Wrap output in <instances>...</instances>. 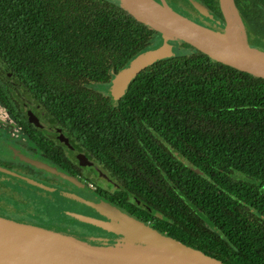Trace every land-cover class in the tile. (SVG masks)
<instances>
[{
    "label": "trees",
    "instance_id": "1",
    "mask_svg": "<svg viewBox=\"0 0 264 264\" xmlns=\"http://www.w3.org/2000/svg\"><path fill=\"white\" fill-rule=\"evenodd\" d=\"M164 1L198 23L188 0ZM199 1L207 20L224 23L218 0ZM233 3L247 45L264 51V0ZM161 43L117 0H0V75L109 172L118 189L100 199L223 264H264V80L179 42L115 101L106 89L114 75ZM7 92L1 85L0 99L23 124ZM31 135L69 167L60 147ZM19 191L0 189L1 216L87 239L51 200Z\"/></svg>",
    "mask_w": 264,
    "mask_h": 264
},
{
    "label": "water",
    "instance_id": "2",
    "mask_svg": "<svg viewBox=\"0 0 264 264\" xmlns=\"http://www.w3.org/2000/svg\"><path fill=\"white\" fill-rule=\"evenodd\" d=\"M150 1L153 6L142 0H117L120 7L137 22L160 34L162 43L157 48L139 54L114 75L109 92L115 101L127 92L129 83L141 71L159 60L173 57L179 42L188 44L211 60L264 80V51L247 45L245 30L233 0H228L230 4L226 12L223 0H218L224 22L223 32L206 28L178 12L176 17L164 13L161 10V3L167 5L164 0H160V3ZM191 5L197 12L207 16L204 6L198 2ZM233 25L238 31L235 39L229 34V28ZM30 121L36 124V119ZM58 138L68 145L67 139L62 135ZM15 154L37 169L58 175L76 186L80 185L71 176L25 158L17 151ZM77 159L81 166L88 164L87 158L82 154L77 155ZM7 173L17 177L14 173ZM19 179L34 184L32 180L23 177ZM83 202L105 216L107 221L80 215L79 220L119 235L120 238L114 244L89 243L63 232L21 223L0 215V264H223L148 224L121 213L107 202Z\"/></svg>",
    "mask_w": 264,
    "mask_h": 264
},
{
    "label": "flooded vegetation",
    "instance_id": "3",
    "mask_svg": "<svg viewBox=\"0 0 264 264\" xmlns=\"http://www.w3.org/2000/svg\"><path fill=\"white\" fill-rule=\"evenodd\" d=\"M196 2L204 6V4H202L199 0H196ZM182 9H185V7H182ZM188 12L189 16L193 17L194 14H192L191 11ZM1 85L7 88V93L14 101L17 109L21 112L23 124H20L15 120L11 111L8 109L6 104L3 103V100L0 99V139H5L2 140V146H0V189H19V193L25 192V199H27L26 197L29 195L28 191H34L31 187H36L41 190L47 188L48 190L46 191L49 193V196L58 197L60 192L63 194L71 193L72 195L83 198L84 201L94 202L95 198H98L100 201L106 202L104 199H100V191L102 190L113 193L118 189L117 183L111 177L109 172L103 166L95 164L94 161H91L83 152L77 151L70 144L69 138L64 134L62 129L59 126L52 124L49 116L47 117L45 114L44 107L37 102L27 88L25 87L24 89L9 72L0 75V87ZM22 93L25 94V96H23ZM24 98L25 100H23ZM31 119H36V124L31 122ZM32 130L35 133H40L50 144L58 146L63 150L67 160L71 163L68 168H62L61 166L56 165V163L50 159V157H48L43 150L37 147L32 139ZM60 135L67 139L68 145L59 140L58 137ZM14 151L15 153L17 151L18 154H21L25 158L43 163L56 169L58 172H62L65 175L75 178L80 185L76 186L71 182L62 179L58 175L47 173L44 170L35 168L33 165L20 160ZM79 154L84 155L90 165H79V161L77 159V155ZM85 168L90 169V175L93 176L96 174L106 183V185H98L90 182L88 178L91 176L89 174H85ZM1 169L16 174L18 178L12 177L7 172H2ZM20 177L30 181L32 180L34 184L27 183V181L19 179ZM46 184H48V186H46ZM85 187H91L92 190ZM33 195L36 196V198L39 197L40 199L39 194L36 192H34ZM32 199H35V197H32ZM137 204L140 205L139 203ZM80 208H82L81 211L83 214H88L94 218L102 219L101 215L95 212L92 207L81 203ZM117 209L125 212L120 208ZM76 229L80 232V229ZM86 238L87 239L82 240L96 242L94 241L95 237L90 238L87 236ZM104 241L105 240H99L96 243L109 244V242Z\"/></svg>",
    "mask_w": 264,
    "mask_h": 264
},
{
    "label": "rangeland",
    "instance_id": "4",
    "mask_svg": "<svg viewBox=\"0 0 264 264\" xmlns=\"http://www.w3.org/2000/svg\"><path fill=\"white\" fill-rule=\"evenodd\" d=\"M157 2L160 3L161 1L158 0ZM188 2H190L191 4L192 3H196L197 4L196 0H188ZM195 12H196V14H194L193 17L195 18V20L198 21V23L200 25H202V26H204L206 28H210L212 30L218 31V32H223V29H224L223 28L224 25H222L223 23L222 24L221 23L217 24V23H214V22L209 21V20L206 19V17L211 18V14L208 13L207 16H204V15L200 14L197 11H195ZM161 40H162V37H161ZM176 47H177V44H176ZM106 89H107V91H109V87H107ZM23 96H25V94H23ZM23 100H25V98ZM2 140H5V139L4 138L0 139V146H2ZM84 171H85V174H89L90 175V169L85 168ZM90 176L91 177L88 178V179L93 184L106 185V183L102 179H100L96 174H94L93 176L92 175H90ZM46 186H48V184H46ZM31 188H33L32 190H34V191L30 190L31 192H33V193L36 192L40 196V199H39V197L34 199L35 203L42 204V206H43L45 204V202H46L45 200H51L53 202V204H51V205H52V207L54 208L55 211H63L64 212L65 216H63L62 219L65 220L66 222L70 223L74 228L80 229V232L85 234L86 237L87 236L90 237V238H94L95 237L94 241H96V242L99 241V240L100 241L101 240H105L104 242H109V244H107V245L114 244L116 242V240H118L120 238L119 235H117V234H115L113 232H110V231H106V230H102V229H98V228H96V229H98L100 231L93 230L92 229L94 227L93 225L81 222L79 220V218H78L79 215L80 216H84L86 218L97 219V218H94V217H92V216H90L88 214H83V212L81 211L82 208H80L81 203L87 205L86 203L83 202L84 201L83 198H81L79 196L77 197L75 195H72L71 193L63 194L61 192L58 194V197L49 196V193L46 191V189L41 190V189H38L36 187H31ZM85 188H88V187H85ZM88 189L92 190L91 187H89ZM34 197H36V196H34ZM56 199L60 200L61 202H58V203L55 202ZM88 202H91V201H88ZM99 202H100V200L98 198H95L93 203H99ZM93 210L96 212V210L94 208H93ZM121 213H124L125 215H127L125 212L121 211ZM99 215H101V214H99ZM101 217H102V219H98V220L107 221L105 216L101 215ZM21 223L30 224V223H27V222H21ZM35 226H38V225H35ZM39 227H41V226H39ZM86 242L96 243V242H93V241H86Z\"/></svg>",
    "mask_w": 264,
    "mask_h": 264
},
{
    "label": "bare ground",
    "instance_id": "5",
    "mask_svg": "<svg viewBox=\"0 0 264 264\" xmlns=\"http://www.w3.org/2000/svg\"><path fill=\"white\" fill-rule=\"evenodd\" d=\"M142 1H144L149 6H153V4L150 0H142ZM229 4L230 3L228 0H223V8H224L225 12L227 11V7L229 6ZM161 10L170 16H174V17L177 16V12L175 10H173L171 7H169L165 4H162V3H161ZM237 33H238V31H237L235 25H233L231 27V29L229 28V34L232 38L235 39L237 37ZM234 39H232V40H234Z\"/></svg>",
    "mask_w": 264,
    "mask_h": 264
}]
</instances>
